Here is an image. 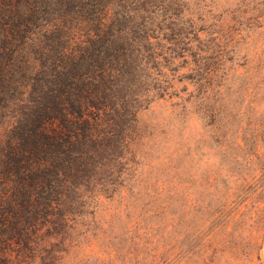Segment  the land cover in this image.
<instances>
[{"label":"rangeland","instance_id":"1","mask_svg":"<svg viewBox=\"0 0 264 264\" xmlns=\"http://www.w3.org/2000/svg\"><path fill=\"white\" fill-rule=\"evenodd\" d=\"M187 4L214 25L148 23L122 158L74 196L44 264H264V0Z\"/></svg>","mask_w":264,"mask_h":264},{"label":"trees","instance_id":"2","mask_svg":"<svg viewBox=\"0 0 264 264\" xmlns=\"http://www.w3.org/2000/svg\"><path fill=\"white\" fill-rule=\"evenodd\" d=\"M148 2L0 0V264H44L74 196L122 158L134 100L148 95L139 80L157 36L148 23L197 34L214 25L187 0L155 2V22Z\"/></svg>","mask_w":264,"mask_h":264}]
</instances>
